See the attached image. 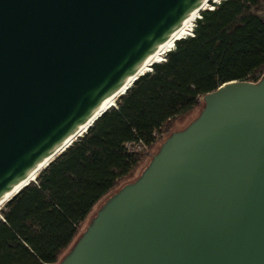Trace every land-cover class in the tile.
<instances>
[{"label": "water", "instance_id": "obj_1", "mask_svg": "<svg viewBox=\"0 0 264 264\" xmlns=\"http://www.w3.org/2000/svg\"><path fill=\"white\" fill-rule=\"evenodd\" d=\"M202 1L0 0V200ZM203 103L58 264H264V75Z\"/></svg>", "mask_w": 264, "mask_h": 264}, {"label": "trees", "instance_id": "obj_2", "mask_svg": "<svg viewBox=\"0 0 264 264\" xmlns=\"http://www.w3.org/2000/svg\"><path fill=\"white\" fill-rule=\"evenodd\" d=\"M192 31L0 208V264L60 263L98 209L135 182L151 158L137 178L104 200L78 235L93 207L142 162L177 117L201 105L186 128L208 92L228 81L261 80L264 0H220L200 12ZM138 141L145 148H126Z\"/></svg>", "mask_w": 264, "mask_h": 264}, {"label": "bare ground", "instance_id": "obj_3", "mask_svg": "<svg viewBox=\"0 0 264 264\" xmlns=\"http://www.w3.org/2000/svg\"><path fill=\"white\" fill-rule=\"evenodd\" d=\"M220 0H203L200 5H198L179 25V27L174 31V33L167 38L163 43H161L146 59L143 65L137 70V72L131 76L111 97L105 99L101 105L98 107L96 112L91 116V118L83 124L63 145V147L58 151H62L66 146L70 145L75 139H77L84 130L91 124V122L102 112L106 111L111 107L115 99L124 93L129 86L134 82L136 78L142 75L145 72L151 70V65L156 62L163 60L164 52L173 49L174 42L178 38H185L189 36L194 27L195 21L199 18L200 12L204 10L210 3H218ZM51 155L48 158L44 159L40 164H38L34 170L23 179L18 185H16L12 190H10L2 200H0V208L12 197L14 196L26 183L31 180H34L38 172L54 157Z\"/></svg>", "mask_w": 264, "mask_h": 264}, {"label": "rangeland", "instance_id": "obj_4", "mask_svg": "<svg viewBox=\"0 0 264 264\" xmlns=\"http://www.w3.org/2000/svg\"><path fill=\"white\" fill-rule=\"evenodd\" d=\"M214 3H210L206 8H211V6L213 5ZM205 8V9H206ZM179 39V38H178ZM167 51H165L164 53H166ZM164 58V56H163ZM200 106V105H199ZM197 106L196 108H194L193 110H191L189 113H187L186 115H183L181 117H177L170 125V129L173 127V126H178V125H181L183 123H185L187 120H189L197 111L198 107ZM170 129L167 133L163 134L161 136V139L155 143L146 153H145V156L142 160V162L127 176L125 177L124 179H122L117 185L116 187H114L112 190H110L104 197H102L100 199V201L93 207L92 211L90 212V214L88 215V217L86 218V220L84 221V223L82 224V227L78 233V235L85 229L90 217L96 212L97 208L99 207V205L108 197L110 196L113 192H115L116 190H118L121 186H123L124 184L128 183V182H131L133 181L135 178H137L139 176V173L140 171L145 167V165L148 163L149 159L151 158L153 152L155 151L157 145L164 139L165 136L168 135V133L170 132ZM78 235L75 237L74 241L77 239ZM73 241V242H74ZM71 246V245H70ZM70 246L65 249L59 259H61V257L69 250Z\"/></svg>", "mask_w": 264, "mask_h": 264}, {"label": "built area", "instance_id": "obj_5", "mask_svg": "<svg viewBox=\"0 0 264 264\" xmlns=\"http://www.w3.org/2000/svg\"><path fill=\"white\" fill-rule=\"evenodd\" d=\"M211 8H212V6H211ZM189 36H193V31L191 32V34ZM126 148L130 151H139V150H142L143 148H145V145L142 141L130 142V143H126Z\"/></svg>", "mask_w": 264, "mask_h": 264}]
</instances>
